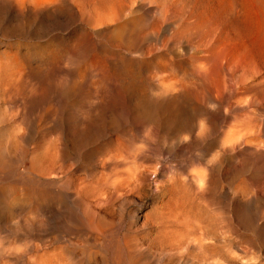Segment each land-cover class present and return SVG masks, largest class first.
<instances>
[{
  "label": "rangeland",
  "instance_id": "obj_1",
  "mask_svg": "<svg viewBox=\"0 0 264 264\" xmlns=\"http://www.w3.org/2000/svg\"><path fill=\"white\" fill-rule=\"evenodd\" d=\"M7 1L0 0V62L6 63L13 55L22 61L29 56L46 60L62 54L64 63L73 62L65 64L67 69L84 75L83 104L88 117L132 120V149L150 148L148 141L157 137L161 148L169 150L177 133L185 137L190 129L195 130L190 154L162 158V174L171 176L167 174L172 172L179 184L170 194L185 209L184 217L193 222L189 223L196 230L195 240L204 244L202 248L184 246L181 264H264V0ZM99 12L104 15L97 16ZM51 59L41 65L58 64ZM73 83L70 117L76 116L79 106ZM1 93L0 113L20 122L16 116L22 110L21 100H14L10 109ZM36 116L41 120L42 113ZM146 119L158 127L151 129ZM142 124L143 129L134 128ZM19 127L33 142L38 140L39 131L34 133L23 124ZM15 128L8 127V135ZM42 129L40 137L47 134ZM207 161L215 166L211 173L204 171L209 185L197 195L185 184L186 174L197 166L194 172L205 170ZM192 162L194 168H190ZM24 165L22 169H28ZM3 181L10 186L13 179L6 176ZM158 201L149 193L145 203L149 207ZM247 203L260 214L251 228L244 216Z\"/></svg>",
  "mask_w": 264,
  "mask_h": 264
},
{
  "label": "bare ground",
  "instance_id": "obj_2",
  "mask_svg": "<svg viewBox=\"0 0 264 264\" xmlns=\"http://www.w3.org/2000/svg\"><path fill=\"white\" fill-rule=\"evenodd\" d=\"M14 2L19 3L18 0ZM110 12L109 15L113 14ZM100 14L103 13L99 12L97 16ZM99 18L95 20L100 21ZM60 56H48L46 60L29 56L21 61V58L13 55L8 57L6 63L0 62V69L3 68L0 93L5 100L2 101L11 109L14 100L20 99L22 108L16 116L20 122L18 119H7L6 114L0 113V264H181L184 246L202 248L204 244L203 240H195L196 230L190 225L193 222L184 217L185 209L173 198L178 182L172 176V170L167 174L171 176L162 174L165 168L162 158L190 154L195 147H192L196 140L195 130L190 129L189 135L183 130L187 138L183 137V133H177L169 150L161 148L157 137H151L148 141L150 148L135 150L133 147V150L132 120L96 115L88 117L83 104L84 75L67 69L65 64L69 56L65 63L64 56ZM70 56L73 55L70 53ZM50 59L59 61L57 66L54 65L56 68L41 65ZM72 81L77 85L79 98L75 117L69 115ZM57 88L59 91H56ZM176 88L178 86L172 88L173 91ZM39 112L42 113L41 120H37L36 114ZM146 120L151 129L158 127L157 122ZM22 124L28 126L29 130H36L34 133L39 131L40 135L45 127L49 136L45 134L40 137L37 133L38 140L33 142L29 135L22 133L23 126L19 127ZM90 124L94 126L91 129L88 128ZM143 124L134 128L143 129ZM148 125L145 128L149 129ZM13 126L16 128L8 135V127L13 129ZM115 137L118 139L114 141ZM162 140L165 141V137ZM221 143L224 147V140ZM225 148L228 149L229 144ZM6 163L9 165L7 173ZM24 164H28V169H22ZM212 164L214 162L207 161L205 170H200L203 172H194L198 168H194V162L190 165L194 169L186 174L185 184L197 195L209 182L208 174L204 171L211 173L215 166ZM247 167H250V162ZM6 176L13 179L10 186L3 181ZM153 179L155 190L151 187ZM149 193L159 201L148 207L145 202ZM244 216L249 228L260 220V214L254 212L248 203Z\"/></svg>",
  "mask_w": 264,
  "mask_h": 264
}]
</instances>
